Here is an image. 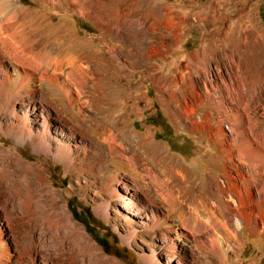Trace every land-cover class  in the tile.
<instances>
[{
    "label": "rangeland",
    "instance_id": "obj_1",
    "mask_svg": "<svg viewBox=\"0 0 264 264\" xmlns=\"http://www.w3.org/2000/svg\"><path fill=\"white\" fill-rule=\"evenodd\" d=\"M8 1L18 7L20 17L24 14L27 25L23 34L33 35L37 50L65 59L71 47H79L78 53L89 60L84 63L89 77L103 79L102 88L92 81L84 90L91 101L99 98L94 103L101 108L97 110V104L91 103L84 111L85 120L83 116L76 120L89 132L87 140L99 146L88 148L86 157L75 152V169H67L51 154L35 153L30 144H19L6 135L14 116L1 108L0 234L7 240L6 248L11 255L24 258L31 246L39 264H176L173 259L186 256L184 250L168 249L162 239L168 237L165 231L144 228L138 218L131 220L120 207L121 193L112 195L105 186L110 169L108 151L93 130L115 126L126 136V157L131 153L130 144L149 136L136 163L139 178L147 184L144 193L155 196L158 190L151 183L152 175L168 178V187L175 190L186 186L164 177L162 166L147 160L145 153L163 157L169 166L187 175L191 201L208 198L213 183L227 188L223 178L227 174L212 161L226 147L217 128L233 140L231 122L221 119L218 110H226L231 106L227 99H239L241 93L250 108L251 125L264 135V0H109L105 7L108 19L100 24L78 14L74 5L59 8L53 6V0ZM125 11L116 34L113 28L118 18L113 14ZM128 21H134L135 26H125ZM152 23L154 29H150ZM137 46L157 54L146 61L129 58L127 52ZM233 60L235 65L248 63H242L238 72L243 90L230 77L228 67L233 64L229 61ZM216 67L223 79L212 77ZM22 114L17 110L15 115ZM242 121L239 117L235 123ZM36 122L43 124L41 117ZM46 125L52 133L54 120H47ZM118 139L122 140L121 136ZM160 151L164 155L160 156ZM230 163L222 158L231 178ZM132 192L127 193L134 195ZM155 197V203L164 206ZM102 203H109L104 214L98 210ZM238 232V240L220 241L226 262L202 252L196 255L199 263L264 264V235L244 227ZM151 254L155 257L152 262L148 261Z\"/></svg>",
    "mask_w": 264,
    "mask_h": 264
},
{
    "label": "bare ground",
    "instance_id": "obj_2",
    "mask_svg": "<svg viewBox=\"0 0 264 264\" xmlns=\"http://www.w3.org/2000/svg\"><path fill=\"white\" fill-rule=\"evenodd\" d=\"M108 3L109 0H89L87 2L53 0V6L59 8L62 4L74 5L78 14L93 18L98 24L103 23L102 19L107 18V13L109 14L105 10ZM113 15L118 18V24L113 28V32L119 34V23L121 18L127 15V12L114 13ZM22 16L20 17L15 3L0 0V110L1 108L10 110L9 112L14 116L13 121L9 122L10 125L5 130V134L11 136L19 144H30L35 153L51 154L67 169H75L73 166L76 160L75 152L86 157L88 148L99 146L98 143L92 142L93 140H87L89 132L84 131L76 120L82 116L85 120V109L91 103L99 100L95 96V100L91 101L84 90L92 81H94V86L102 88L103 78L92 79L91 76L89 77L87 67L84 65L89 60L78 53L79 47L76 49L71 47L69 56L65 59H58L57 56L46 53L45 49L37 50V41L33 39V35L31 33L23 34L27 21ZM153 24H150V29H154ZM125 26L132 28L135 23L128 21ZM165 29L168 28L165 26ZM32 32H34L33 27ZM132 36L134 39L135 35ZM132 38L130 39L132 40ZM141 49L138 46L136 49L130 48L127 52L128 57L133 56L139 60L143 58V61H146L144 59L150 60L157 52L152 49L151 51H142ZM229 64H233L228 67L230 77L237 82L240 90H243L245 88L242 83L243 78L242 75H238L241 64L235 65L234 60L229 61ZM8 69H11L13 73L10 74ZM246 70L248 69L246 68L243 73ZM211 73L212 77L222 78L219 67H216ZM99 75L102 77V74ZM249 79V81L253 80ZM206 82L205 89L208 87H206ZM224 85L222 84L223 87ZM220 97L224 98L221 95ZM233 98L227 99V102L231 104L230 107L224 111L218 110L221 119L231 122L230 132L233 140L228 139L221 128H217V133L223 137L226 147L212 158V161L218 166L221 165L222 170L227 174L223 176L227 188L222 185L223 183H213L209 189L208 198L197 197L191 201L187 193L190 187L187 175L173 166H169L163 157H156L144 152L147 160H156L162 166L164 177L177 179L180 185L186 183V186L175 190L173 187H168V178L162 179L160 176L152 175L151 183L158 187V190H155V196L164 204V206L157 205L155 196L144 193L147 184L143 178H139L141 171L138 172L136 167L141 149L146 148L149 144V136L143 137L142 140L145 143H142L141 140L136 145L130 144L131 153L129 157H126L124 155L126 136L124 137L123 133L118 132L115 126L104 125L101 129L93 130L96 140L103 144L108 151L110 169L105 174V186L107 185L112 195L121 193L123 199L120 207L131 220L138 218L143 221L144 228L150 227V230L165 231L168 237L162 239L166 242L168 249L173 252L176 248L184 250L186 256L173 259L176 264H200L196 255H200L202 252L226 262L224 256L226 251L222 250L220 241L227 243L230 240H238V228L243 229L244 227L250 233L264 235V135L253 127L254 125H251L250 108L245 104L243 95L240 93L239 99ZM251 103L255 105L257 101ZM216 107L220 106L216 104ZM98 108H101L100 104L96 105L97 110ZM17 110L23 113L22 116L15 115ZM226 112L227 114H225ZM38 117H41L43 124H37ZM239 117L243 121L236 125L235 120ZM51 119L55 122L52 133L46 125V121ZM67 122L74 125L66 126ZM121 123H124V120H121ZM120 136L122 140L119 141L118 137ZM52 146H54L53 149H51ZM158 153L160 156L164 155L161 151ZM222 158L231 162V168H229L234 172V175L231 174V178L221 164ZM149 173L151 174L150 171ZM133 175L136 176V179ZM230 179L236 183H232ZM130 191H133L134 195L127 193ZM217 192L220 196L217 195ZM133 199L135 201H132ZM210 200L213 202L210 203ZM108 206L109 203H102L98 210L104 214ZM6 241L5 236L0 234V264H39L36 259V251L31 250V246L23 258L20 254L11 255L6 248ZM154 258V255L151 254L148 256V261L152 262Z\"/></svg>",
    "mask_w": 264,
    "mask_h": 264
},
{
    "label": "trees",
    "instance_id": "obj_3",
    "mask_svg": "<svg viewBox=\"0 0 264 264\" xmlns=\"http://www.w3.org/2000/svg\"><path fill=\"white\" fill-rule=\"evenodd\" d=\"M262 19H263V22H264V16H262ZM98 243L100 244L101 247L106 248V245L103 242H99L98 241Z\"/></svg>",
    "mask_w": 264,
    "mask_h": 264
}]
</instances>
